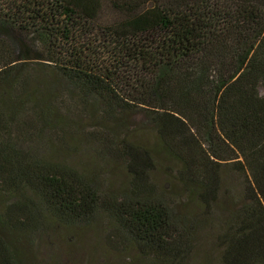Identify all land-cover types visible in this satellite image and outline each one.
I'll return each instance as SVG.
<instances>
[{"label": "trees", "instance_id": "obj_1", "mask_svg": "<svg viewBox=\"0 0 264 264\" xmlns=\"http://www.w3.org/2000/svg\"><path fill=\"white\" fill-rule=\"evenodd\" d=\"M105 1L125 19L98 24ZM0 24L16 35L0 39V264H27L50 225L98 223L154 264H185L210 229L219 264H264V0H0ZM95 114L140 116L178 193ZM80 137L89 168L69 158Z\"/></svg>", "mask_w": 264, "mask_h": 264}, {"label": "rangeland", "instance_id": "obj_2", "mask_svg": "<svg viewBox=\"0 0 264 264\" xmlns=\"http://www.w3.org/2000/svg\"><path fill=\"white\" fill-rule=\"evenodd\" d=\"M125 17L123 12L115 10L110 3L105 1L101 5L97 22L102 26L110 25L125 19ZM0 27V39L13 43L16 35L7 25ZM23 41L30 50V54L36 56L34 42L31 38H24ZM259 93L261 95L264 93L261 87H259ZM84 121L89 129L93 126L95 129L109 130L114 125L100 119L96 114L90 121ZM118 121L119 123L114 125L116 127L113 133L116 139H124L148 149L154 161L153 179L158 184H163L169 193H178L174 187L176 185L170 181L176 174L178 165L158 151L153 131L144 128L142 126L143 119L137 115H128ZM68 148H71L69 158L72 162L79 166L85 164L89 168L90 154H93V151L98 147L91 143L88 137H80L79 141L72 146L69 145ZM96 161L99 166L92 169L96 170L104 187L109 191L123 190L126 178L119 166L106 165L99 160ZM176 199L180 202L184 201L182 196ZM213 230H207L210 233L206 238L202 237L199 240L185 264H219V253L214 244V234L211 232ZM105 233L106 227L102 223L86 228L50 225L44 235L36 238L32 247L27 249V264H154L133 249H123L122 251L110 249L104 242Z\"/></svg>", "mask_w": 264, "mask_h": 264}]
</instances>
